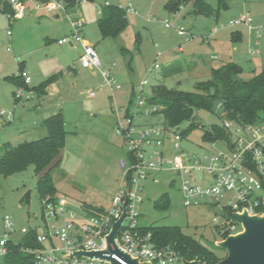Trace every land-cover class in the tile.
<instances>
[{"label":"rangeland","instance_id":"1","mask_svg":"<svg viewBox=\"0 0 264 264\" xmlns=\"http://www.w3.org/2000/svg\"><path fill=\"white\" fill-rule=\"evenodd\" d=\"M169 1L95 0L82 4L79 14L86 22L84 37L94 45L102 62L101 69L112 70L116 82L122 86L118 90L100 86V70L82 67L80 45L71 47L57 43L72 33L74 15L30 8L25 17L11 19L0 10V112L7 111L5 115L0 113V153L4 143L16 145L47 135L42 120L61 111L67 140L60 163L51 171L56 196L108 209L121 183L120 161L127 156L126 147L116 132L118 115L114 108H121V115H124L132 91L141 81L147 79L149 82L144 87V96H150L152 87L160 83L195 92L198 91L196 84L209 79L211 69L230 56L246 68L239 79L248 80L264 69V0H203L213 9L210 15H194L193 0L180 7L179 12H169L165 7ZM107 2L126 10L129 24L117 37L103 38L101 35L99 19L102 14L98 11L103 10ZM129 8L133 12L127 11ZM245 14L253 19V31H249L248 25L231 23ZM167 22L169 27H166ZM179 27L185 28L192 38L190 41L178 35ZM238 30L242 33L241 39L234 37ZM256 40L259 45L255 44ZM250 46L260 52L250 55ZM199 62L204 65L198 66ZM156 63L159 69H153ZM22 66L33 77L34 85L58 75L48 96L26 88L24 97L16 101L15 92L19 86L7 77L16 75ZM92 91L96 93L94 97L90 96ZM9 112L13 114L12 121H9ZM225 120L220 106L215 112L196 111L190 121L179 126L180 130L193 122L198 126L183 139L182 149L203 155L208 146L202 139L203 132L213 124L223 125ZM135 122L141 126L162 125L164 117L162 114H141L136 116ZM7 123L8 128H4ZM39 178L34 165L12 175H0V238L5 231L6 215L11 216L17 229L40 224ZM175 185L167 184L166 178L160 184L146 185L142 223L178 226L185 234L224 257L225 250L218 246L224 238L213 220L215 216L220 222L223 220L219 208L184 205ZM164 195L169 207L159 209L156 203ZM237 224L242 230L241 224Z\"/></svg>","mask_w":264,"mask_h":264},{"label":"built area","instance_id":"2","mask_svg":"<svg viewBox=\"0 0 264 264\" xmlns=\"http://www.w3.org/2000/svg\"><path fill=\"white\" fill-rule=\"evenodd\" d=\"M6 1L14 10V14H8L11 19L25 17L29 8L74 15L71 20L72 33L57 43L82 46L80 64L84 68L100 70V86L115 87L117 90L122 88L110 68L101 69L102 62L94 45L85 39L83 30L86 22L79 14L80 7L73 12L66 7L63 0ZM87 2L81 0L79 5ZM98 13L101 14L102 11ZM252 21V17L245 14L231 23L245 24L252 28ZM169 26L167 22L166 27ZM177 31L187 41L192 39L184 27H179ZM250 52L255 54L259 51L252 49ZM160 55L161 52L158 53ZM159 68L158 63L154 64L153 69ZM19 76L24 79V85L19 86L15 92L17 99L23 98L26 88L32 84V76L26 69L20 71ZM148 83L144 79L135 87V109L130 110V115L127 114V109L121 115V108H114L118 115L116 132L126 147L127 156L120 161L122 179L110 199V207L98 208L75 202L68 197L55 196L42 200L39 225L17 229L11 216L6 215L5 231L0 238V264L12 251L9 243H17L18 236L30 229L37 231L39 245L23 246L21 249L33 257V264H113L112 260L119 264H129L119 252L105 253L111 260L75 254L78 251L96 252L108 248L107 236L114 223L121 218L125 202L126 214L115 236L116 245L111 244L112 249L117 246L120 252L129 254L141 263L185 264L184 257L174 247L155 243L151 232L143 229L148 225L141 221L146 185L160 184L165 178L167 184L178 186L184 205L219 208L223 220L220 222L218 216L213 220L220 235H232L241 231L237 223L241 224V229L242 223L235 217V213L247 211L249 215H256L264 212V120L245 124L226 118L223 125L229 139L206 143V152L195 155L182 149L184 138L179 127H170L164 123L141 126L135 122L137 115H152L159 109L156 105H149L147 97L143 95L144 87ZM95 95L94 91L90 92V96ZM140 108L144 110L140 111ZM0 113L5 115L7 111L1 110ZM8 118L13 119L12 112L8 113Z\"/></svg>","mask_w":264,"mask_h":264},{"label":"trees","instance_id":"3","mask_svg":"<svg viewBox=\"0 0 264 264\" xmlns=\"http://www.w3.org/2000/svg\"><path fill=\"white\" fill-rule=\"evenodd\" d=\"M66 7L76 11L80 7L81 0H63ZM93 2L95 0H87ZM192 0H170L166 5L169 12L177 13L180 7L187 5ZM0 10L5 14H14L12 6L6 0H0ZM213 9L203 0H193L194 15H210ZM99 19V28L103 38L117 37L129 24L126 10L120 6L106 4ZM24 68L21 67V71ZM243 68L235 63L228 62L217 68L211 69V76L205 81L198 82V91L190 92L167 87L164 83L152 87V93L147 97L149 105H156L159 109L153 114H162L164 124L170 127H179L185 121H190L195 112L205 110L215 112L221 105L225 117L229 120L253 124L264 120V69L248 80L239 79ZM7 79L14 84L24 85V79L20 76H8ZM58 79L54 75L44 80L34 89L44 93L46 89ZM136 91L133 89L132 98L127 107V114L135 105ZM47 135L37 140L24 141L16 145L10 142L4 143L0 153V175H12L25 171L30 165H34L35 172L40 176L37 183V191L41 200L56 196V187L53 183L51 171L61 161V154L66 146L67 131L61 111H58L43 121ZM198 126L193 122L181 131L183 138L187 137ZM202 139L205 143L229 139V134L224 125L213 124L210 129L203 132ZM29 193L26 194L28 196ZM157 208L167 209L169 200L164 195L156 203ZM150 231L152 240L158 245H171L180 254L190 260H197L200 264H216L224 257L198 239L185 234L178 226L148 225L143 228ZM38 233L30 229L27 233L18 236V242L11 241L9 247L12 250L5 258L6 264H33V257L22 251L23 246L37 247ZM229 235H223L226 239ZM224 250V249H223ZM226 252V251H225Z\"/></svg>","mask_w":264,"mask_h":264},{"label":"water","instance_id":"4","mask_svg":"<svg viewBox=\"0 0 264 264\" xmlns=\"http://www.w3.org/2000/svg\"><path fill=\"white\" fill-rule=\"evenodd\" d=\"M126 202L121 218L113 225V229L107 236L108 248L101 251L83 252L78 251L77 255H87L90 257L97 256L111 260V257L105 256V253L119 252L128 261L129 264H147L139 262L138 259L132 258L116 248L112 249L111 244H115L117 230L126 214ZM235 217L242 223V230L236 234L229 235L226 239L218 242V246L224 249L227 255L216 264H264V212L249 215L247 211L235 213ZM116 245V244H115ZM185 264H200L199 261H190L183 259ZM113 264H119L112 260Z\"/></svg>","mask_w":264,"mask_h":264},{"label":"crops","instance_id":"5","mask_svg":"<svg viewBox=\"0 0 264 264\" xmlns=\"http://www.w3.org/2000/svg\"><path fill=\"white\" fill-rule=\"evenodd\" d=\"M88 3V2H87ZM106 4H108V2L106 3ZM81 8H82V5L80 6V10H81ZM133 8V7H132ZM132 8H129V9H132ZM30 9V8H29ZM100 11V10H99ZM98 11V12H99ZM102 11V10H101ZM128 11V10H127ZM133 12V11H132ZM57 16V15H56ZM57 17H59V16H57ZM248 29H249V31H253L254 30V28L252 27V28H250L249 26H248ZM259 33V31L257 30V34ZM214 34H215V32H214ZM179 35V34H178ZM234 37L236 38V39H241V37H242V33H241V31H236V33H234ZM206 40L208 41V42H210V37H207L206 38ZM255 44L256 45H259V42H258V40H256V42H255ZM70 46L71 47H76V46H79V45H73V44H70ZM81 48H82V46H80ZM252 49H254V50H258L257 48H253L252 46H250L249 47V49H248V53L250 54V55H252V53L250 52V50H252ZM259 52H260V50H258ZM160 52V51H159ZM158 52V53H159ZM82 53H83V48H82V52H81V54H80V56L82 55ZM161 55H162V53H161ZM80 56H79V58H80ZM215 58H217V56L215 55ZM228 62H235V63H237V64H239L242 68H243V72L245 71V67L243 66V64L240 62V61H237V60H233L232 59V56H230V58H226V59H222L221 60V63H220V65H222V64H225V63H228ZM198 64V63H197ZM202 65H204V63L203 62H199V64H198V66H202ZM219 65V66H220ZM218 66V67H219ZM24 69H26L27 70V68L26 67H24V66H22ZM21 69V68H20ZM20 71L21 70H19L18 72H17V74L15 75V76H19V73H20ZM101 76V75H100ZM33 77H32V84H31V87H27L28 89H31L32 91H33V93H36V92H39L38 90H35L34 89V87L35 86H38L40 83H42V82H40L38 85H34L33 84ZM57 81V80H56ZM55 81V82H56ZM11 82V81H10ZM55 82L53 83V84H51L47 89H46V91L43 93L44 94V97H46V96H48L49 95V93L51 92V90H52V87L53 86H55ZM13 83V82H12ZM16 85V84H15ZM16 86H18V85H16ZM135 86H133V88H134ZM32 93V94H33ZM42 93V92H41ZM16 98V97H15ZM22 99V98H21ZM20 99H17L16 98V101H19ZM56 113V112H55ZM52 115V114H51ZM48 117V116H47ZM47 117H45V118H47ZM44 118V119H45ZM13 120V119H12ZM12 120H9V121H12ZM42 121H44V120H42ZM8 124L9 123H7L6 125H3V127L4 128H8ZM41 124H42V126H43V122H41ZM42 131H43V129H42ZM46 136V135H45ZM44 136V137H45ZM3 264V263H2Z\"/></svg>","mask_w":264,"mask_h":264}]
</instances>
